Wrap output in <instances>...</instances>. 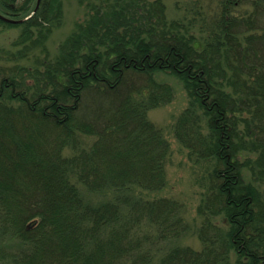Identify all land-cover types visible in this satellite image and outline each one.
<instances>
[{
	"label": "trees",
	"instance_id": "trees-1",
	"mask_svg": "<svg viewBox=\"0 0 264 264\" xmlns=\"http://www.w3.org/2000/svg\"><path fill=\"white\" fill-rule=\"evenodd\" d=\"M77 2L85 16L50 56L66 1L0 0L24 20L0 18L24 29L0 48V261L264 264V0H222L212 21L198 1L183 19L165 0ZM157 72L187 92L176 140L211 164L200 249L172 244L191 231L184 203L142 195L166 187L171 154L148 115L175 98Z\"/></svg>",
	"mask_w": 264,
	"mask_h": 264
},
{
	"label": "rangeland",
	"instance_id": "rangeland-1",
	"mask_svg": "<svg viewBox=\"0 0 264 264\" xmlns=\"http://www.w3.org/2000/svg\"><path fill=\"white\" fill-rule=\"evenodd\" d=\"M64 20L60 26H54L52 31L49 32L47 38V48L50 56L56 55L60 49L61 44L74 30L75 21L81 20L85 16L84 7L79 5L77 0H65ZM198 1V5L202 6L204 15H206V21H212L213 17L219 11L222 0H165L167 5V15L171 19H183L184 15L192 18L194 11L190 8L195 6V2ZM189 7V8H188ZM186 8H188L186 10ZM0 12L4 15H9L7 10L3 9L0 4ZM245 6L239 5L237 12H244ZM187 12V13H186ZM199 21V18H197ZM197 24V23H196ZM199 23L197 24V26ZM196 26V27H197ZM198 28V27H197ZM22 25H9L0 24V48L7 50H17L21 46H15L14 42L18 40L22 31ZM31 37H36L35 31H32ZM39 52L37 50L36 54ZM20 63L27 67H33L35 65L34 57L29 59H22ZM155 77L159 81L167 82L171 84L175 91V98L173 101L152 110H149V118L153 120L158 126L164 130V134L171 144V154L167 160V185L161 191L158 192H143L142 195L147 198H157L166 196L178 199L184 203L186 209V219L191 225V231L187 236L173 241L172 244L179 245H191L194 248L200 249L201 243L198 239L197 228L201 225L202 218L197 213V207L199 200L201 199L202 192L206 188L208 178H206V172L211 167L210 162H199L194 164L189 160L188 151L184 148L174 136V125L178 115L184 110L188 104V96L182 81L177 77L167 72H157ZM93 137H88L85 141L92 143ZM90 199L102 200L107 197V193H87ZM221 222V217H216L215 222L218 224ZM8 243V240H5ZM1 243V241H0ZM0 264H5L0 261Z\"/></svg>",
	"mask_w": 264,
	"mask_h": 264
},
{
	"label": "water",
	"instance_id": "water-1",
	"mask_svg": "<svg viewBox=\"0 0 264 264\" xmlns=\"http://www.w3.org/2000/svg\"><path fill=\"white\" fill-rule=\"evenodd\" d=\"M39 3H40V0H38V4ZM0 18L5 20V21H7V22H11V23H19V22L23 21V19H18V20L17 19H12V18L7 17V16H5V15H3L1 13H0Z\"/></svg>",
	"mask_w": 264,
	"mask_h": 264
}]
</instances>
